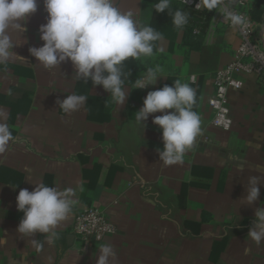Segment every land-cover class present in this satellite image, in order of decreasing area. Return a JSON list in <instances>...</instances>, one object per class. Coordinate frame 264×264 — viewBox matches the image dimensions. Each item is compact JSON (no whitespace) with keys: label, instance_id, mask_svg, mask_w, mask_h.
Instances as JSON below:
<instances>
[{"label":"crops","instance_id":"1","mask_svg":"<svg viewBox=\"0 0 264 264\" xmlns=\"http://www.w3.org/2000/svg\"><path fill=\"white\" fill-rule=\"evenodd\" d=\"M156 0H114L121 11H132L142 24L162 33L151 57L125 62L130 80L149 67L163 69L155 85L128 92L122 106L91 81L74 78L71 62L45 68L29 55L42 46L39 26L46 22L42 0L14 35L16 55L25 59L0 64V123L16 138L0 152V264H96L99 248L108 243L116 259L111 264H264V242L247 239L255 209L264 204V90L254 77H240V89L229 91L230 131L211 125L206 98L213 93L211 74L229 62L239 44L235 29H209L202 44L189 34L191 24L176 28L171 16L156 13ZM184 7L171 0V11ZM263 13V12H262ZM196 82L193 110L202 131L182 163L159 161L160 129L154 113L136 129L133 113L142 107L148 91L175 80ZM127 90V89H126ZM87 96L78 110L58 107L67 95ZM171 111V110H169ZM261 177L260 192L251 206L240 201L249 176ZM79 204L56 229L53 244L44 235L32 239L17 234L23 216L16 196L35 185L65 189L78 187ZM98 207L116 226V234L100 243H78L73 233L76 213ZM245 248L250 249L247 253Z\"/></svg>","mask_w":264,"mask_h":264},{"label":"clouds","instance_id":"2","mask_svg":"<svg viewBox=\"0 0 264 264\" xmlns=\"http://www.w3.org/2000/svg\"><path fill=\"white\" fill-rule=\"evenodd\" d=\"M209 8L216 7V0H206ZM46 22L39 26L40 47H30L29 55L45 68H54L65 61L71 62L74 78L93 86H100L109 93L111 101L122 106L130 90L145 89L155 85L162 77L160 65L149 67L130 80L131 71H125L126 61H141L151 57L156 42L163 36L151 25L142 24L132 11H121L114 0H42ZM38 0H0V64L25 59L14 53L19 46L14 35L21 39L26 31L27 19L36 13ZM171 0H156L152 10L171 16L172 24L183 28L188 23V14L176 9L171 11ZM233 24L243 23V17L231 11L226 13ZM22 40V39H21ZM127 89V90H126ZM87 101V96L72 93L58 107L64 112L78 110ZM195 90L189 83L175 80L171 86L165 84L159 89L148 91L142 107L133 113V123L138 127L154 113L153 125L161 131L163 149H157L159 161L166 165L182 163L186 152L194 145L202 131L201 118L193 105ZM171 110V111H169ZM16 138L8 126L0 123V152L6 150ZM261 177L249 176L243 205L251 206L259 197ZM85 191L81 182L78 187L58 189L44 183L33 190L21 189L16 196L17 211L23 216L16 229L17 234L30 238L37 248L43 243L32 237L44 235L48 244L58 239L57 227L67 221L75 206L79 204L78 193ZM247 239L257 246L264 242V204L255 209L254 220L247 233ZM7 241L0 238V245ZM250 249L245 248L247 253ZM96 264H111L116 252L111 244L100 246Z\"/></svg>","mask_w":264,"mask_h":264},{"label":"built area","instance_id":"3","mask_svg":"<svg viewBox=\"0 0 264 264\" xmlns=\"http://www.w3.org/2000/svg\"><path fill=\"white\" fill-rule=\"evenodd\" d=\"M195 12H209V31L218 27L233 28L239 37V44L231 58L222 68L211 74L213 93L206 98L212 111L211 125L222 131H230L232 120L229 111V91L240 89V77H254L258 86L264 90V10L260 20L251 16L257 0H216V7L209 8L206 0H173ZM243 17V23L233 24L227 12ZM189 84L196 82L190 75ZM73 233L78 243H100L106 237L116 234V226L98 207H87L78 211L74 217Z\"/></svg>","mask_w":264,"mask_h":264},{"label":"trees","instance_id":"4","mask_svg":"<svg viewBox=\"0 0 264 264\" xmlns=\"http://www.w3.org/2000/svg\"><path fill=\"white\" fill-rule=\"evenodd\" d=\"M188 14V23L191 24L189 34L195 43L202 44V37L209 27L210 14L209 12H195L189 8L184 7ZM264 10V0H257L251 16L255 20L261 18V14Z\"/></svg>","mask_w":264,"mask_h":264},{"label":"water","instance_id":"5","mask_svg":"<svg viewBox=\"0 0 264 264\" xmlns=\"http://www.w3.org/2000/svg\"><path fill=\"white\" fill-rule=\"evenodd\" d=\"M262 22H263V25H264V19H263V21H262Z\"/></svg>","mask_w":264,"mask_h":264},{"label":"rangeland","instance_id":"6","mask_svg":"<svg viewBox=\"0 0 264 264\" xmlns=\"http://www.w3.org/2000/svg\"><path fill=\"white\" fill-rule=\"evenodd\" d=\"M257 20H258V19H257ZM259 20H260V19H259ZM259 20H258V21H259Z\"/></svg>","mask_w":264,"mask_h":264}]
</instances>
